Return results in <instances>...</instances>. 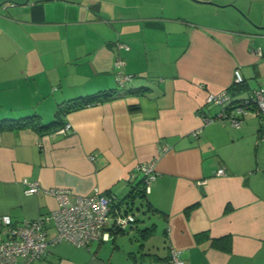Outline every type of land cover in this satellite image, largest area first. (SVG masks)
<instances>
[{"label":"crops","instance_id":"crops-1","mask_svg":"<svg viewBox=\"0 0 264 264\" xmlns=\"http://www.w3.org/2000/svg\"><path fill=\"white\" fill-rule=\"evenodd\" d=\"M23 1L0 0V118L48 122L75 97L134 92L66 112L65 134L0 130V214L21 222L50 212V187H98L122 200L141 181L136 164L155 162L145 199L156 210H143L155 221L137 222L128 210L135 221L123 230L107 227L106 239L87 246L50 243L29 264H168L171 246L185 264H264L259 110L252 104L238 125L203 119L221 108L207 102L209 93L225 89L235 104L264 86V0ZM117 56L132 74L123 88ZM26 181H37L38 192L27 194ZM223 236L229 248L212 243Z\"/></svg>","mask_w":264,"mask_h":264},{"label":"built area","instance_id":"built-area-1","mask_svg":"<svg viewBox=\"0 0 264 264\" xmlns=\"http://www.w3.org/2000/svg\"><path fill=\"white\" fill-rule=\"evenodd\" d=\"M117 44L119 48H128L124 42ZM256 53L261 54V50L256 49ZM123 65L124 59L117 56L114 67L116 81L120 87L125 86L132 78V74L123 72ZM240 81H242V75L236 69L235 82ZM206 100L219 104L221 108L214 116L204 117V122L228 118L232 125H238L242 116L253 104L259 110L262 128H264V86L252 89L247 97L235 104L228 101L229 95L225 89L218 93H209ZM70 129V122H65L54 132L65 134ZM89 158L94 159L95 154H89ZM154 164L152 159L139 162L135 167L136 171L142 174V184L146 193L154 178ZM216 173H224V167H219ZM26 184L24 191L27 194L38 192L37 181H26ZM45 191L57 199V207L50 212L34 218H25L21 222H13L9 214H0V224L5 233V238L0 241V264H14L19 258H22V264H29L42 256L50 243L61 240L76 246H87L93 240L106 239L107 227L121 230L135 221V215L125 211L122 203L118 204L120 199L112 193L102 192L98 187H94L90 193L85 194L75 193L66 187H50ZM49 223L54 228L51 237L48 236ZM167 262L168 264H185L178 247L169 248Z\"/></svg>","mask_w":264,"mask_h":264},{"label":"trees","instance_id":"trees-1","mask_svg":"<svg viewBox=\"0 0 264 264\" xmlns=\"http://www.w3.org/2000/svg\"><path fill=\"white\" fill-rule=\"evenodd\" d=\"M123 87H125V86H123ZM123 87H121V88H123ZM133 92H134V90H131V89H125L122 91L121 89L116 88V89H110V90H100V91H97V92L92 93V94L75 97L71 100H67L66 102L59 104L54 118L48 122H42L40 119V116L38 114H31V115H27V116H23V117H19V118H0V130L5 129V128H9V129L15 128L16 129V128L28 127V128L34 129L38 132H43V131L53 132L59 126H61L65 123L62 120V116L66 112H68L72 109L82 107V106L87 105L89 103L102 101V100H110L113 98L123 96L125 94L133 93ZM136 108H138V105H135V104L130 105V109H136ZM261 128H262V124H261ZM262 130H264V128H262ZM145 195H146V192L144 191L142 179H141V181L138 182V184L135 187H133L125 196V198H128V199H125V198H123L124 200L120 199L118 204L124 203V201H125V203L127 204L125 211H128L131 209L128 205L134 201V198L136 196H145ZM144 204H145L147 209H151L153 211L156 210V208L152 206L151 202H149L146 199L144 201ZM195 205L196 204H191L190 206H188L186 208V210L188 211L190 208H192ZM152 229H153V226H149V227L140 229L139 232L141 235L144 236L145 233H150L152 231ZM121 230H123V229H121ZM224 240H225L226 244L223 243ZM212 243L216 246H222V247L226 246V248H229V246H230L229 236L214 238V239H212ZM167 261H168V259H167Z\"/></svg>","mask_w":264,"mask_h":264},{"label":"rangeland","instance_id":"rangeland-1","mask_svg":"<svg viewBox=\"0 0 264 264\" xmlns=\"http://www.w3.org/2000/svg\"><path fill=\"white\" fill-rule=\"evenodd\" d=\"M216 106H214V108H216ZM144 201H145V196H136L134 198V201L128 205L131 208L130 211H132L137 216V222L143 223V222L151 221L152 219L155 221L156 218H151L155 215H153L152 213L145 214V212H143V210L145 209ZM124 207L126 208L127 205L125 204ZM121 235L125 236L124 238L126 239L128 238L127 234H121Z\"/></svg>","mask_w":264,"mask_h":264},{"label":"water","instance_id":"water-1","mask_svg":"<svg viewBox=\"0 0 264 264\" xmlns=\"http://www.w3.org/2000/svg\"><path fill=\"white\" fill-rule=\"evenodd\" d=\"M12 1H14V0H10V2H12ZM20 3L26 4V3H28V0H24L23 2H20ZM212 3H214V2H212Z\"/></svg>","mask_w":264,"mask_h":264}]
</instances>
